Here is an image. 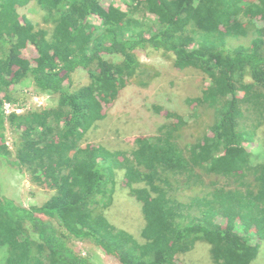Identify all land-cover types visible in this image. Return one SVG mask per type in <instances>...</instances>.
<instances>
[{"label": "trees", "instance_id": "trees-1", "mask_svg": "<svg viewBox=\"0 0 264 264\" xmlns=\"http://www.w3.org/2000/svg\"><path fill=\"white\" fill-rule=\"evenodd\" d=\"M30 1L37 21L20 11ZM138 49L207 78L186 98L191 113L158 103L166 119L155 134L124 149L83 144L124 87L160 75ZM81 69L89 81L70 90ZM23 80L57 104L6 116ZM206 110L213 122L204 127ZM194 121L199 129L184 142ZM245 122L254 137L264 123V0H130L128 11L102 0H0V157L50 196L27 207L0 190V264H95L75 241L121 264H178L205 241L215 264H251L264 243V160L253 161ZM117 170L141 204L137 238L105 216Z\"/></svg>", "mask_w": 264, "mask_h": 264}, {"label": "rangeland", "instance_id": "rangeland-1", "mask_svg": "<svg viewBox=\"0 0 264 264\" xmlns=\"http://www.w3.org/2000/svg\"><path fill=\"white\" fill-rule=\"evenodd\" d=\"M130 0H102L103 4H112L123 11L129 10ZM22 13L33 20L39 19V9L30 1L25 7L21 8ZM96 18V17H94ZM97 19V18H96ZM234 42V46L237 45ZM138 58L141 62L154 65L160 72V75L151 81L147 87L137 84H130L124 87L118 99L107 108V116L96 122L85 136L84 143H101L111 150L124 149L134 145L136 136L153 135L157 127L165 122L163 114H157L154 111L155 104H161L166 110L176 111L183 116L191 113L190 107L186 104L187 97H194L201 94L204 85L208 83L207 78L196 70L177 69L172 59L161 56L159 53L145 55L142 49L137 50ZM247 81H251L248 77ZM89 81L85 70H78L74 73L73 85L70 90L85 84ZM14 93L18 96V101H14L16 107L21 109V113L45 106H54L57 104V95L43 93L37 90L31 80H23L17 86H13ZM19 113V114H21ZM207 127L213 122V113L206 110L198 123ZM196 121L182 128L184 142L193 140L196 134L198 124ZM248 122L240 124V130L249 138H253L249 150L253 161L264 160V123L254 132L248 129ZM8 127V126H7ZM244 130H247L246 132ZM13 136L10 128L6 130V142L12 146ZM118 183L116 191L113 193L111 205L107 208L105 216L118 229H124L136 238L138 231L145 224V218L141 210V204L129 194V188L121 184L122 170H117ZM208 182L211 178L205 176ZM213 178V177H212ZM218 179V185L225 183V179ZM137 186V185H136ZM116 187V188H117ZM0 190L5 197L13 199L15 202L25 205H40L49 196V192L40 189L32 184L26 173H22L15 168L8 166L0 157ZM52 192V191H51ZM192 191H186L191 193ZM44 219H50L41 215ZM140 229V231H141ZM242 233L244 231L240 230ZM251 237L250 235H247ZM74 249L77 253L92 259L95 264H121L116 258L106 254L102 249L90 241H75ZM4 250L0 251V260L3 263ZM178 264H215L211 258L210 245L205 241H197L194 248L187 253L181 254L176 259ZM1 262V261H0ZM251 264H264V243L259 245L258 255Z\"/></svg>", "mask_w": 264, "mask_h": 264}, {"label": "built area", "instance_id": "built-area-1", "mask_svg": "<svg viewBox=\"0 0 264 264\" xmlns=\"http://www.w3.org/2000/svg\"><path fill=\"white\" fill-rule=\"evenodd\" d=\"M4 112L7 115L11 114V113H16L19 114L21 113V109L16 107L15 103L12 102H4Z\"/></svg>", "mask_w": 264, "mask_h": 264}, {"label": "clouds", "instance_id": "clouds-1", "mask_svg": "<svg viewBox=\"0 0 264 264\" xmlns=\"http://www.w3.org/2000/svg\"><path fill=\"white\" fill-rule=\"evenodd\" d=\"M249 150V149H248ZM250 151V150H249ZM251 152V151H250Z\"/></svg>", "mask_w": 264, "mask_h": 264}]
</instances>
